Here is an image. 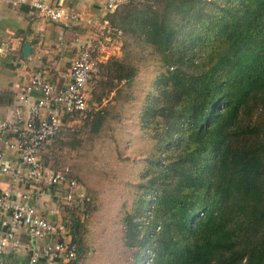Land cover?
<instances>
[{"label":"trees","instance_id":"trees-1","mask_svg":"<svg viewBox=\"0 0 264 264\" xmlns=\"http://www.w3.org/2000/svg\"><path fill=\"white\" fill-rule=\"evenodd\" d=\"M107 15L161 68L139 114L155 157L124 217L130 264L146 248L151 264H264V0H139ZM123 63L100 71L130 85ZM104 120L100 106L80 123L96 134Z\"/></svg>","mask_w":264,"mask_h":264},{"label":"built area","instance_id":"built-area-1","mask_svg":"<svg viewBox=\"0 0 264 264\" xmlns=\"http://www.w3.org/2000/svg\"><path fill=\"white\" fill-rule=\"evenodd\" d=\"M107 13L122 4L138 0H101ZM2 0H0V5ZM25 4L47 21L64 27L83 23L88 28H97L98 33L75 37L76 54L69 62L67 81L60 87L45 80L39 73L32 74L17 95V105L9 117L0 118V172L7 174L15 183H26L36 188L51 190L64 185L62 201L67 205H78L86 209L90 198L69 168H52L43 165L37 155L40 147L53 138L67 120H80L87 109L84 89L88 81L97 76L100 64L119 54L120 30L112 27L107 20L95 22L80 14L68 12L62 0L50 4L44 0H16ZM4 46L0 44V54ZM36 96V97H35ZM10 153L13 162L2 165L1 161ZM0 211L7 215L1 223L4 231L0 234V264L6 249L13 253L28 251V263L67 264L76 257V245L60 238L67 230V222H53L43 217L31 204L26 195L11 199L8 193L0 195ZM147 217L140 218V226L147 225ZM22 228L29 241L50 239L40 248H31L21 242L17 229ZM158 228H156L157 230ZM144 232L138 236L140 239ZM58 237L59 239H54ZM52 238V239H51ZM154 251L146 248L139 264H151ZM41 260V261H40Z\"/></svg>","mask_w":264,"mask_h":264},{"label":"crops","instance_id":"crops-1","mask_svg":"<svg viewBox=\"0 0 264 264\" xmlns=\"http://www.w3.org/2000/svg\"><path fill=\"white\" fill-rule=\"evenodd\" d=\"M44 1L50 4L57 2V0ZM62 4L68 12L80 14L83 18L92 19L95 22L106 20L109 14L104 11L101 0H62ZM91 33H98L97 28H88L83 23L64 27L40 18L35 11L25 4L16 3V0H2L0 44L4 46V49L0 54V118L9 117L12 110L19 105L16 97L32 74L39 73L55 86L64 85L67 81L69 62L76 54L74 38ZM25 44L29 45L26 55L22 52ZM70 122L75 123L72 120ZM64 126L63 122L59 132ZM2 150L5 156L1 161L2 165L12 163L14 160L11 154H6L7 151L4 148ZM98 156L100 157L99 154ZM124 157L127 158L128 155ZM128 160L130 164L122 161L123 165L117 169L127 171L128 167L136 166V173L135 176L128 173L129 176L124 177L123 181L119 180L124 188L118 193L114 183L101 185L99 189L93 187L91 181L80 176L83 172L79 173L81 181L78 180V183L90 198L89 206L84 209L85 211L78 205H67L62 201L64 185L51 190L36 188L26 183H15L7 174L1 172L0 195L8 193L13 200L25 194L28 201L43 217L53 222H67V230L60 239L76 242L78 252L77 257L67 264H130L132 252L125 246L123 239L124 217L134 213L138 207V201L132 204L127 198L130 199L129 194L133 192L135 185V188H138L137 184L143 172L141 167L139 169L136 160ZM94 181L93 178L92 182ZM113 193L120 194L118 207L115 212L105 214L103 205L108 200L107 196ZM135 194L139 195V191L136 190ZM6 218L7 215L0 211V234L4 231L1 223ZM17 235L21 238L22 244L31 248H40L50 240L29 241L22 228L17 229ZM28 254L27 250L13 253L8 248L2 260L4 264H29Z\"/></svg>","mask_w":264,"mask_h":264},{"label":"rangeland","instance_id":"rangeland-1","mask_svg":"<svg viewBox=\"0 0 264 264\" xmlns=\"http://www.w3.org/2000/svg\"><path fill=\"white\" fill-rule=\"evenodd\" d=\"M118 41L119 54L115 58L119 61L123 59L124 66L127 64L133 66L136 74L132 83L126 85L123 80L115 81L112 70L104 68L103 73L99 71V74L86 84L84 94L87 109L90 111L102 106L105 112V120L99 132L91 133L85 121L81 123H77L79 122L77 119L72 120L75 123H71L70 120L64 121L63 129L45 142L37 152L43 165L52 168L67 166L77 181H81L79 173L83 172L80 176L91 181L93 187L99 189L101 185L114 183L117 193L124 188L119 180L136 173V166L128 167L127 171L117 169L123 165L122 161L130 164L128 159L136 160L139 169L141 167V171L145 173L147 168H151V165H148L149 161L155 157L153 142L144 135L138 125L140 108L147 94L153 95V83L161 70L155 63V57L149 55L147 49L141 50L125 35ZM91 93L94 96H102L100 105L92 100ZM125 155H128V159L124 157ZM135 186L133 192L129 194L130 199L127 198L132 204L139 198L135 194V191H138ZM107 197L108 200L103 205L105 214L115 212L120 194L113 193Z\"/></svg>","mask_w":264,"mask_h":264},{"label":"water","instance_id":"water-1","mask_svg":"<svg viewBox=\"0 0 264 264\" xmlns=\"http://www.w3.org/2000/svg\"><path fill=\"white\" fill-rule=\"evenodd\" d=\"M28 51H29V45L25 44L23 49H22V52H23L24 55H26L28 53Z\"/></svg>","mask_w":264,"mask_h":264}]
</instances>
